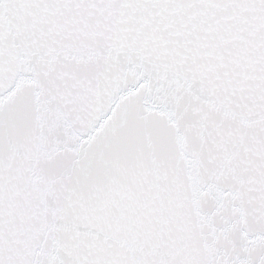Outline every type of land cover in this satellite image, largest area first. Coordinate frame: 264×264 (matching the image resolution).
I'll list each match as a JSON object with an SVG mask.
<instances>
[{
    "label": "snow or ice",
    "instance_id": "6c2138e0",
    "mask_svg": "<svg viewBox=\"0 0 264 264\" xmlns=\"http://www.w3.org/2000/svg\"><path fill=\"white\" fill-rule=\"evenodd\" d=\"M0 264H264V0H0Z\"/></svg>",
    "mask_w": 264,
    "mask_h": 264
}]
</instances>
